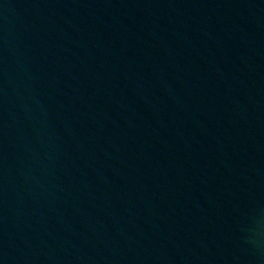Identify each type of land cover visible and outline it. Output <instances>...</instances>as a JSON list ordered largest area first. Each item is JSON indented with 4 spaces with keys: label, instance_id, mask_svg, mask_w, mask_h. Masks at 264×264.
<instances>
[{
    "label": "water",
    "instance_id": "water-1",
    "mask_svg": "<svg viewBox=\"0 0 264 264\" xmlns=\"http://www.w3.org/2000/svg\"><path fill=\"white\" fill-rule=\"evenodd\" d=\"M0 264H264V0H0Z\"/></svg>",
    "mask_w": 264,
    "mask_h": 264
}]
</instances>
